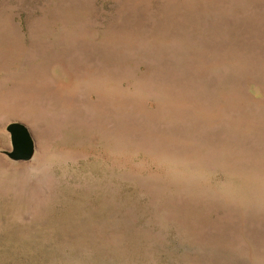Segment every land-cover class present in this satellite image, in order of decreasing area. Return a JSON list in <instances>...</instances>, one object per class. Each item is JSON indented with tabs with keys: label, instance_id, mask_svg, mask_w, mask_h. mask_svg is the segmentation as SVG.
I'll return each instance as SVG.
<instances>
[{
	"label": "rangeland",
	"instance_id": "374dc122",
	"mask_svg": "<svg viewBox=\"0 0 264 264\" xmlns=\"http://www.w3.org/2000/svg\"><path fill=\"white\" fill-rule=\"evenodd\" d=\"M0 264H264V0H0Z\"/></svg>",
	"mask_w": 264,
	"mask_h": 264
},
{
	"label": "water",
	"instance_id": "95a60500",
	"mask_svg": "<svg viewBox=\"0 0 264 264\" xmlns=\"http://www.w3.org/2000/svg\"><path fill=\"white\" fill-rule=\"evenodd\" d=\"M8 131L11 134L13 153L15 159H28L34 149V143L28 128L21 123H13L8 126Z\"/></svg>",
	"mask_w": 264,
	"mask_h": 264
}]
</instances>
